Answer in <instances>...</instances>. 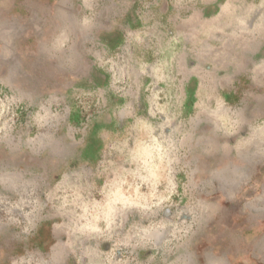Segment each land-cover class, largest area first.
Returning <instances> with one entry per match:
<instances>
[{
	"label": "clouds",
	"instance_id": "1",
	"mask_svg": "<svg viewBox=\"0 0 264 264\" xmlns=\"http://www.w3.org/2000/svg\"><path fill=\"white\" fill-rule=\"evenodd\" d=\"M0 264H264V0H0Z\"/></svg>",
	"mask_w": 264,
	"mask_h": 264
}]
</instances>
